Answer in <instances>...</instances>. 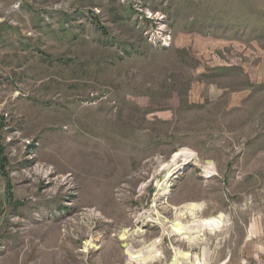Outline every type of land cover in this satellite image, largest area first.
I'll list each match as a JSON object with an SVG mask.
<instances>
[{
  "label": "rangeland",
  "instance_id": "374dc122",
  "mask_svg": "<svg viewBox=\"0 0 264 264\" xmlns=\"http://www.w3.org/2000/svg\"><path fill=\"white\" fill-rule=\"evenodd\" d=\"M1 116L0 264H197L264 209V0H0Z\"/></svg>",
  "mask_w": 264,
  "mask_h": 264
},
{
  "label": "crops",
  "instance_id": "0c3cea01",
  "mask_svg": "<svg viewBox=\"0 0 264 264\" xmlns=\"http://www.w3.org/2000/svg\"><path fill=\"white\" fill-rule=\"evenodd\" d=\"M0 174L1 177L5 178L2 175L1 171ZM10 179L8 172V179L5 178L6 187H9ZM22 218L31 224L30 228L27 231L32 232L31 242L35 244V246L43 245V242L45 241V237H44L45 235L44 234H43L44 236L41 234L34 235V232L40 230L41 229L40 227H47V228L52 227L53 231L50 234V240L47 239L46 243H50L51 241V246L54 249H57V251L63 249L64 244L61 243L59 239L57 224H55L54 226L53 225L43 226L41 224H37L36 219L33 217L32 214L29 213L22 214ZM210 219L215 220V218H210ZM221 219H222L221 217H218V221L216 223V225L219 228H221V224H222ZM233 223L235 224V222ZM240 225L241 226L238 225V228L241 229L243 234L235 235V237L232 239L233 241H235L236 238H240L239 243L232 242L229 244H220V243H216L212 245L205 244L203 245L202 250L198 254H196V258L199 260L197 264H264V209H260L259 214H254L253 216L246 217L244 219V222L240 223ZM236 226L237 225L232 226L230 230L236 228ZM223 230H225V228ZM254 240H256L257 243H253ZM10 241L11 240L8 241L9 244H11ZM20 244L23 245L24 242H21ZM176 255L178 260L176 261V263L175 262L174 263L185 264L184 261H182L183 257H178V254ZM179 261L180 262L182 261V263H179ZM3 264L6 263L4 262ZM14 264H31V263L21 262Z\"/></svg>",
  "mask_w": 264,
  "mask_h": 264
},
{
  "label": "built area",
  "instance_id": "2783aa9c",
  "mask_svg": "<svg viewBox=\"0 0 264 264\" xmlns=\"http://www.w3.org/2000/svg\"><path fill=\"white\" fill-rule=\"evenodd\" d=\"M168 39H169L168 37H164L165 43H166V40H168ZM26 143L29 144L31 147L33 146L32 144L28 143L27 141H26ZM31 158L32 157L29 156V159H31ZM30 167H31V169H30L31 172H29L28 169H22L16 175L17 176L21 175L23 177H26V179H31L33 181L36 179H40V181H42L46 185L50 184V183L59 182L61 185H64L68 189L67 194L69 196L75 195V193H74L75 187L72 183V181H73L72 174H69V173L64 174V175L63 174L62 175L57 174L52 165L44 164L42 162H34ZM26 172H29V173H26ZM80 215L82 216L81 220L86 219V221L83 220L84 222L90 221L87 219L98 220V219L102 218V214L93 207L83 208L81 210ZM143 222H152V221L148 219V220H144Z\"/></svg>",
  "mask_w": 264,
  "mask_h": 264
},
{
  "label": "bare ground",
  "instance_id": "6f19581e",
  "mask_svg": "<svg viewBox=\"0 0 264 264\" xmlns=\"http://www.w3.org/2000/svg\"><path fill=\"white\" fill-rule=\"evenodd\" d=\"M191 159H192L191 156L189 154H187V153H184V152L176 153V154H174L172 156V158L169 161V163L166 164V165H163L161 167V169H164L165 168V169H168L171 172H179V171L180 172H183L187 168L188 164L191 163ZM174 210H175V215L176 216L181 215V214L184 213V212L180 211L181 209L175 208ZM189 213L192 214V211H190V209H189ZM217 221H218V217L215 220H213V219L212 220H209L208 219V221L207 220L206 221H203L202 223L198 224V226L196 227V230H197V232H198V230H199V232H204L205 230H213L212 232L217 231L219 229V227L216 225ZM225 223H226V221L225 222H222L221 228H223L224 226H226ZM184 231H187V232L188 231L189 232L192 231V225L190 224V225L185 226L183 228L176 227L173 230V232L178 233L180 236H183V237L185 236V232ZM184 238H188V237L185 236ZM129 260H131V259H129Z\"/></svg>",
  "mask_w": 264,
  "mask_h": 264
},
{
  "label": "trees",
  "instance_id": "16d2710c",
  "mask_svg": "<svg viewBox=\"0 0 264 264\" xmlns=\"http://www.w3.org/2000/svg\"><path fill=\"white\" fill-rule=\"evenodd\" d=\"M4 127V118L3 116L0 117V130ZM6 156H5V148L0 143V171L2 175L8 179V170H6Z\"/></svg>",
  "mask_w": 264,
  "mask_h": 264
}]
</instances>
